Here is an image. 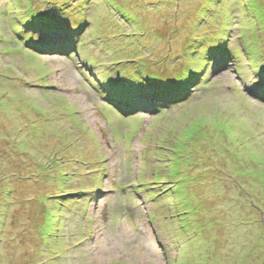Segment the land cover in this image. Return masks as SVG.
I'll return each mask as SVG.
<instances>
[{"label": "rangeland", "instance_id": "obj_1", "mask_svg": "<svg viewBox=\"0 0 264 264\" xmlns=\"http://www.w3.org/2000/svg\"><path fill=\"white\" fill-rule=\"evenodd\" d=\"M92 1L0 0V221L9 218L0 264H264V34L251 62L245 49L257 42L236 20L247 1L222 0L202 18L210 0H105L106 10ZM229 5L220 70L194 86L142 80L129 92L135 80L120 67L133 72L143 53H158L173 77L182 52L220 33L209 23ZM130 97L142 104H123ZM151 184L162 203L147 200ZM181 214L199 236L176 232Z\"/></svg>", "mask_w": 264, "mask_h": 264}, {"label": "trees", "instance_id": "obj_2", "mask_svg": "<svg viewBox=\"0 0 264 264\" xmlns=\"http://www.w3.org/2000/svg\"><path fill=\"white\" fill-rule=\"evenodd\" d=\"M96 1H99V0H96ZM102 1H104V3L102 4L101 8L106 10L107 9L106 8V2H105V0H102ZM166 1L167 0H165L164 2H166ZM172 1L173 0H169V3L172 2ZM221 1L222 0H210L209 4H205L204 5L205 7L204 6H200V8H199L200 9L199 17L202 18L204 16H207L208 15V10H214L215 6L217 4H219ZM246 1H247V5H246L245 9L243 8V6L239 7V8L242 7L244 11L240 12V15H238V19H236V20H239L238 30H241L240 21H242L241 18L244 16V19L246 18L248 20V23H249L248 25H244V27H246L247 30H248V28L250 29L249 32H252L251 33L252 34L251 38H252V40L254 42H257V43H254V44H252L251 46H249L247 48V47H244L239 42V48L238 49H240V46L243 47L244 49L247 48V49H245L246 50V54H247V56H250L251 62H252V59L257 61L258 58H257L256 55L259 54V53H262V48L260 47V45L262 46V42H263L262 39H263V34H264V25L261 26L260 24H258V20L256 19V13L255 12H257V6H260V5L255 0H246ZM94 2L95 1H92V0H90V1L89 0H83L84 6L89 5V7H91L92 4H94ZM206 2H208V1H206ZM54 3H56V4H53V5L58 6V8H60V6L58 5V3L56 1H54ZM99 3H100V1H99ZM68 4H64V5H68ZM100 5H101V3H100ZM217 6L220 8L219 5H217ZM70 11H72V9H70ZM79 12L80 13H78V14H80V15L82 14L85 17V13L84 12H81V11H79ZM233 13L234 12L232 10V5H229L228 6V10L226 12H224L223 16L220 18L221 19L220 23H217L218 19L215 20V21H212L216 17H214V18H212V20H210V23H209L210 25L215 24L221 30L220 33H218V34H221V36L218 35V34H215V36L212 39H210V42H209L210 45L209 46H205L208 43V41L205 38H201L202 42L205 45L197 46V47L195 45L189 51L182 52V58L181 59L177 56V58H179V59L175 60L174 69H171V70H175V72L173 74H171V75H173V77H170L169 75L168 76H164L163 75V74L168 73L170 71V70H167V69H169L171 67V64L166 61V59L164 58V55H163V57H161L158 53H157L156 57H154V55L151 57L150 55H152V54H150V53H143L141 55L142 58H139L140 59L139 63L137 64L136 63L137 61H135L133 66L131 67L133 69V72H129L128 70H125V71L121 70V67H120L118 69L117 73L118 74H124L125 73V75L123 77H126V78L130 77L132 80L133 79L135 80V81H132L134 83H130V86H128V87H133V89H131V90H132V92L134 94L140 92V91H138L137 87H141V86L147 87L142 82V80L143 81H147V82L151 83L152 85H154L156 87H183V86L189 85L188 82H187V85L186 84H182V81L184 79H187L189 82H192L191 86L198 85V83L201 80H208L209 78H205L204 77V75H205L204 70L207 69L208 66H212L210 64L211 61L208 60V57L209 56L211 57L214 54L218 53V50L221 49L222 46L224 45V43L227 42V37H225V35L231 33V30H230V26L232 25L231 20L236 15L235 14L233 16ZM50 18L51 17H48V18L45 17V19L43 21L50 20ZM103 19L105 21H107L105 16H104ZM99 22H101V21L100 20L97 21L98 26H96L94 29H100L102 27L101 24L99 26ZM82 25H83V28H84V24H82ZM83 28H81L78 31V33H80V31ZM103 28H106V27H103ZM121 31L123 32V29H121ZM259 31H261V32H259ZM211 40H214V42H211ZM82 41H83V43L80 44V45H84V42L86 40L82 39ZM148 48H150L149 45H147V49ZM131 49H132V53L135 54L136 57H138L137 54H136L137 51L135 50V45L134 44H132ZM238 49H236V51H234L235 52L234 54H239L240 53L239 51H237ZM124 52H125V50L123 51V54H121V53L117 54L118 60H117L116 57H113V59H115V61L117 60V64L118 63L121 64L122 62H124L126 60L127 56L130 55L127 52H126V54ZM202 54H205L204 57L201 56ZM233 57L234 56H231L230 58L233 59ZM128 61H130V60H128ZM259 63L260 64H258V67L262 69L263 67H262L261 63H263V62L261 61ZM152 65H155V67H156L158 72L159 71H163V70H166V71H163L162 73L155 72L153 70V68H151ZM192 65H194V66H192ZM185 66H187V67L185 68ZM190 67H193V68L189 69ZM195 67H197V70L196 69L194 70ZM110 84H111V82H110ZM116 84H118V83H115V85ZM158 85H163V86H158ZM150 87H152V86H150ZM163 90L164 89H162L161 91H163ZM185 93H188V91H185ZM152 95H154L156 98L159 97L160 99H162L161 97H163L162 96V92L161 93H155V91H154V93ZM153 105H154V110H156L155 109V102L153 103ZM156 107H158L157 103H156ZM56 179H57V177L54 180H56ZM59 179H61V177ZM67 180H68V177L66 176V178L63 180V183L67 182ZM48 197L51 198L53 201H55V196H48ZM40 198L42 199V198H45V197L42 196ZM167 202H168V207L170 208L169 205H171V200L168 199ZM176 203L178 204V202H176ZM59 204H61V203H59ZM186 208H188L186 204L182 205V209H181L180 212L181 213L182 212H186V210H187ZM3 212H4V208H3ZM46 213H48V210H47ZM187 214H188V216L190 218H194L192 216L193 212H192V209H190V207H189V210H188ZM175 217H177V216H175ZM178 218H179L178 220L175 219V222L172 223L173 224V228L176 229V232H177V230L178 231L182 230L184 232L183 236H185V238L187 240L189 238L192 239V236H190L191 235L190 232H194V233H196V235H198L197 234V231H198L197 227L192 222H189L187 217H184L181 214V216L178 217ZM8 220H9V218L7 220H5L4 222H3V220L0 221V263L2 262L3 254H4L5 250H6V248L2 249L4 243L6 242V239L2 235L1 230H2V228H5L6 221H8ZM43 225H44V223H43ZM1 226H2V228H1ZM54 228H56V225L55 226L53 225V229H50L49 227L44 226L43 232L46 235H48V234H50L53 231L55 232ZM176 237H178V236H176ZM180 243H182V242L179 241L178 244H180ZM35 250L36 249H34V251H32V254H31L32 257L35 254ZM46 251H47V249H46ZM182 253H184L183 249H178V255L181 256V255H183Z\"/></svg>", "mask_w": 264, "mask_h": 264}, {"label": "clouds", "instance_id": "obj_3", "mask_svg": "<svg viewBox=\"0 0 264 264\" xmlns=\"http://www.w3.org/2000/svg\"><path fill=\"white\" fill-rule=\"evenodd\" d=\"M237 30H238V28H237ZM239 31V30H238ZM218 54V53H217ZM208 60L209 61H211L210 62V64L212 65V66H208V68L207 69H205L204 70V73H205V75H204V77H206V78H209L208 76H206V74L207 75H210L211 73H213L216 69L217 70H220L221 69V65H222V63L223 62H220V61H217V60H219L218 59V57H216V56H209L208 57ZM240 63V62H239ZM104 63H99V64H96V63H94L93 65L95 66V67H99V66H102ZM216 64V66L214 67V65ZM224 64V63H223ZM250 66H251V64H250ZM107 81V80H106ZM110 84V83H109ZM104 85L106 86L107 85V83H104ZM103 86V85H102ZM115 87H117V86H115ZM104 90H106L105 88H103ZM112 89H114V88H112ZM107 92H109V94H110V96L112 97V100L114 99V96H113V93H112V91H111V89H109V91H107ZM129 92H132V90L131 91H129ZM127 93H128V91H127ZM133 93V92H132ZM117 97H119V95H116ZM122 96V95H121ZM139 96V95H138ZM124 97H126V96H124ZM124 97L121 99L122 101H124ZM131 98V97H130ZM120 99V98H119ZM139 100V102L140 103H142V99L141 98H139L138 99ZM147 100V99H146ZM115 101V100H114ZM138 101H136V100H133V98H131V100H130V102H123V104H125L126 106H135V104L137 103ZM138 102V103H139ZM92 131V130H91ZM125 150H126V148H125ZM121 161H122V163H123V159H122V156H121ZM81 166V164L78 166V167H80ZM69 175V174H68ZM139 180H141V179H139ZM141 183V182H140ZM63 184H66L65 182L63 183ZM124 183L122 182V181H118L117 183H116V186L114 187V188H111L110 189V192H112L113 190H119V189H121L122 188V185H123ZM95 186H96V184H94ZM142 187H144V185H139V188L141 189ZM148 187H150V188H147V191H148V194H146L147 196V199H149V201H151V202H154L155 203V201H156V198H158V193H160V192H157V191H154L155 189H154V185H148ZM140 189H138L139 191H141ZM83 191L84 190H82V191H79V192H77V191H74V192H71V193H69V192H67V193H65V195L67 196L68 194H75V196H84V195H88V194H84L83 193ZM85 191H87V190H85ZM74 196V195H73ZM164 196V195H163ZM163 196L161 197V198H163ZM158 203H155V204H159V203H162L163 201L162 200H158L157 201ZM169 208V207H168ZM164 218H165V215H164ZM166 219V218H165Z\"/></svg>", "mask_w": 264, "mask_h": 264}, {"label": "bare ground", "instance_id": "obj_4", "mask_svg": "<svg viewBox=\"0 0 264 264\" xmlns=\"http://www.w3.org/2000/svg\"><path fill=\"white\" fill-rule=\"evenodd\" d=\"M106 96V95H105ZM111 102V101H110ZM6 196V195H5ZM225 255V254H224Z\"/></svg>", "mask_w": 264, "mask_h": 264}]
</instances>
